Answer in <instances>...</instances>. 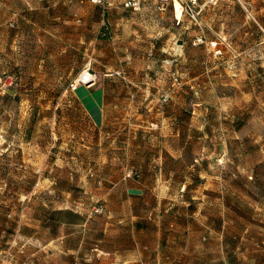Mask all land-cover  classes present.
<instances>
[{"label": "rangeland", "instance_id": "rangeland-1", "mask_svg": "<svg viewBox=\"0 0 264 264\" xmlns=\"http://www.w3.org/2000/svg\"><path fill=\"white\" fill-rule=\"evenodd\" d=\"M13 1L24 39L0 46V75L13 78L0 96V264H88L54 239L72 233L67 246L75 247L80 227L46 225L50 212L70 210L79 221L88 217L94 232L105 228V188L126 173L138 175L139 164L163 146L180 152V161L167 160L169 167L192 174L183 198L209 201L212 206L200 209L213 211L219 194L243 218L226 226L236 232L264 226V0H240V9L217 0L207 5L215 9L196 10L202 34L220 54L192 45L201 31L187 15L174 31L169 4L144 1L132 11L124 0H64L59 10L69 18L74 13L80 27L64 24L60 37L43 40L39 7ZM85 66L96 81L108 70L107 102L117 105L107 127L96 130L66 89ZM124 130L137 139L126 142ZM169 133L179 140L165 143ZM139 135L148 141L139 142ZM221 146L218 172L211 154ZM204 170L210 177L221 173L218 193L213 178H202ZM98 206L103 213H94Z\"/></svg>", "mask_w": 264, "mask_h": 264}, {"label": "crops", "instance_id": "crops-1", "mask_svg": "<svg viewBox=\"0 0 264 264\" xmlns=\"http://www.w3.org/2000/svg\"><path fill=\"white\" fill-rule=\"evenodd\" d=\"M63 1L33 0L39 7L38 11L45 15L44 22L38 26L43 33L41 36L43 40L45 35L60 37L64 24L73 28L77 25V29L80 27L78 21L74 19V13L72 18H69L65 17L68 14L66 10H59ZM206 1L196 0V9L202 10L203 7L210 5ZM231 1L240 9V0ZM157 3H160L161 7L169 4L172 8L170 14L173 17L174 31L184 25V15L179 23L176 21L175 4L172 5L169 1ZM210 9L215 8L207 6V10ZM16 11L13 0H0V46L21 44L24 39V33L16 31L18 28L15 26L14 18ZM192 45L196 46L193 41ZM80 71L69 80L66 89ZM107 73L108 70L102 74V80L96 81L92 86H79L76 90L70 91L73 103L79 107L89 126L94 130L107 127L108 112L117 107L107 102L110 89L104 77L111 76ZM131 77L122 76L125 80L127 78V81ZM127 108L134 110L130 104ZM135 111H138V108L135 107ZM124 131L126 133L122 135L126 142L137 139L136 133L130 135L129 130ZM116 137L118 136L115 135ZM138 137L139 142L148 141L142 135ZM178 138V134L169 133L163 141L172 143L179 140ZM183 143L185 147L191 143L189 136L185 137ZM223 144L224 142H221V145ZM217 145L219 146L218 142ZM204 148L203 146L202 157L208 159L210 154L208 151L204 152ZM162 150L164 151H158L153 159L147 157L142 161V165L139 164L138 175L130 177L126 173L121 181L105 188L104 204L107 210L104 215L105 228L94 232L89 225L87 226L89 218L86 216H83L78 224L58 223L59 229L80 227L81 233L75 247L67 246L72 233H59L54 239L59 241L62 249L67 253L85 257V261H89L88 264H100L98 257L101 255L107 257L108 262L105 264H264V226H256L258 231L255 232H248L246 227L243 231L236 232L229 225L226 226V220L243 222V218L234 211L239 206L225 204L224 198L219 194L213 200L216 208L213 211L200 209L201 205L212 206L213 203L209 201L193 196L183 198L179 193L190 190L191 182L187 181L186 176L188 173L190 176L192 174L186 171L184 176H181L176 169L167 165V160L180 161L178 150L167 146H163ZM211 155L217 160L219 172V161L223 156L222 146L220 151L216 150ZM195 162L196 158L191 159L190 167H193ZM202 178H213L217 193L222 188L221 173L210 177L204 170ZM208 194L209 192H206V195Z\"/></svg>", "mask_w": 264, "mask_h": 264}, {"label": "built area", "instance_id": "built-area-1", "mask_svg": "<svg viewBox=\"0 0 264 264\" xmlns=\"http://www.w3.org/2000/svg\"><path fill=\"white\" fill-rule=\"evenodd\" d=\"M102 0H92L93 3H101ZM146 0H125L123 2V7L126 9H131L132 11H138L142 6V3ZM157 2L169 1L174 5L175 3L179 4L180 13L176 16V21L179 23L183 15H187L198 27L201 34L195 39V44H205L208 48L212 49L215 54H220L217 43L207 42L205 36L202 34L203 28L201 24L197 21L198 12L196 11V0H154ZM209 4H215L216 0H207ZM112 75L119 76V72H114ZM96 74L91 70L89 66H85L79 74L69 83L68 89L70 91L76 90L79 86L89 87L95 84ZM13 83L12 76H1L0 75V96L4 95L6 88ZM94 213H103L104 210L102 207L98 206L94 208Z\"/></svg>", "mask_w": 264, "mask_h": 264}, {"label": "trees", "instance_id": "trees-1", "mask_svg": "<svg viewBox=\"0 0 264 264\" xmlns=\"http://www.w3.org/2000/svg\"><path fill=\"white\" fill-rule=\"evenodd\" d=\"M2 208L3 207H1V209ZM46 221H47L46 225L49 224L54 228L56 225H58V223H66L69 225L78 224L79 216L70 210H55L50 212Z\"/></svg>", "mask_w": 264, "mask_h": 264}, {"label": "bare ground", "instance_id": "bare-ground-1", "mask_svg": "<svg viewBox=\"0 0 264 264\" xmlns=\"http://www.w3.org/2000/svg\"><path fill=\"white\" fill-rule=\"evenodd\" d=\"M175 4H177V3H175ZM178 5V4H177ZM177 9V8H176ZM176 13H177V16L179 15V13H180V10L179 9H177L176 10Z\"/></svg>", "mask_w": 264, "mask_h": 264}]
</instances>
